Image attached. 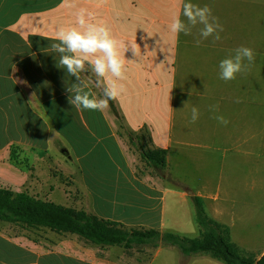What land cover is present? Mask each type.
<instances>
[{"label": "crops", "instance_id": "obj_1", "mask_svg": "<svg viewBox=\"0 0 264 264\" xmlns=\"http://www.w3.org/2000/svg\"><path fill=\"white\" fill-rule=\"evenodd\" d=\"M182 2L69 0L71 8L64 11L69 5L65 0H0V172L10 160V149L14 156L16 151L23 153L29 173L23 177L21 191L38 195L28 157L31 152L46 153L51 132L62 139L50 126L55 118L75 109L81 118L100 119L95 121L100 127L89 125L90 129L85 123L82 127L96 143L107 142L116 152L109 203L92 193L84 171L78 172L89 198L88 211L129 228L163 233L159 202L168 191L144 176L136 178L121 148L126 137L120 133L146 127L152 145L166 152L165 170L150 176L165 180L172 174L180 181L183 168L188 181L198 183L191 193L201 200L206 215L228 229L231 242L251 257L252 264H264V0H191L200 7L209 6L224 29L220 41L210 37L198 47L199 26L191 35L173 37L169 31L173 18L182 11ZM59 7L75 19V27L76 14L85 10L91 22H102L114 39L128 47L126 79L120 81L125 91L116 100L120 115L109 104L116 127L104 110H77L68 103L65 85L74 78L58 68L59 57L48 48L56 42L52 28L61 21ZM240 46L251 48L255 60L234 80L224 82L219 78V63ZM87 73L95 79L90 70ZM85 74H81L88 83L85 90L95 97L90 87L95 85ZM211 105H218V111H209ZM194 106L200 116L192 123ZM215 116L229 123L224 126ZM187 191L185 187L182 194L172 193L185 200L190 197ZM131 195L143 204L129 202ZM39 231L3 226L0 264H131L123 263L118 247L104 249L102 253L110 252L104 257L91 258L83 254V243L75 247L63 236L54 240L44 233L38 236ZM57 243L63 244L61 251L54 247ZM146 264L221 263L207 256L184 257L159 246Z\"/></svg>", "mask_w": 264, "mask_h": 264}, {"label": "rangeland", "instance_id": "obj_2", "mask_svg": "<svg viewBox=\"0 0 264 264\" xmlns=\"http://www.w3.org/2000/svg\"><path fill=\"white\" fill-rule=\"evenodd\" d=\"M55 7L56 6L53 8ZM59 8L61 21L59 20L55 27L52 28L54 34L62 27H75V19H72L70 15L66 16V13L63 14L61 7ZM70 8L71 6L66 5L64 11H68ZM43 19L45 18H42V20ZM262 88L264 89V86ZM96 94L98 97L99 95L102 97V93L99 89H97ZM111 105L115 107L117 114L120 115V103L115 100L112 101ZM112 110H114V108H112ZM104 111L108 118H110L111 122L115 125L114 127L118 126L117 119L113 117L115 113L111 111V108L108 107ZM82 118L75 109H72L71 112L69 111L65 113L61 118H55V122L52 123L53 127L50 126V129L51 131L57 130L62 136V139H60L57 134L51 132L49 149L46 153L40 155L38 151L36 153L31 152L28 159L32 167V172L30 171V173L37 181L35 191L42 199H49L57 204L67 207H78L79 205H82L88 210L89 198L83 192L78 172L82 173L83 170L87 178L88 188L92 193L105 197L107 201L106 203H109L113 198L110 177L115 173L112 162L116 160L114 158L116 152L110 148L107 142H104L103 144L96 143L90 133L82 127L83 123H85L87 127H90L89 125L100 127L95 124V121L100 122V119H85L84 115ZM123 151L125 155H128L126 148ZM16 155L17 158L14 161H5L6 165L4 166V170L3 172H0V188L9 189L13 192H20L22 190L21 185L23 177L25 176V173L28 174L29 172L24 166L27 161L26 156L23 153H18V151H16ZM129 156V168L132 171V165H140L141 163L136 154H130ZM117 162L119 166L124 168L119 161ZM179 172L182 181H176L172 174L170 177L165 178V180H156L157 177H152L150 174L144 175V178L168 191L167 194L164 195L163 202H159V206L160 204L163 205V233H170L179 237L194 239L198 237V228L194 221V205L189 198L184 200L179 197V195L173 194L172 192L175 191L182 194L185 187L191 192L192 188H195L198 183L189 182L188 177L183 175V168H181ZM59 175L66 178V182L60 181ZM69 181L71 184H69ZM75 191H78V195H74ZM134 197L135 196L131 195L129 202L140 205L143 204L142 201L139 202L137 197ZM115 201H117L116 203H119V200L116 199ZM105 208L109 210L108 205H105ZM178 220L181 225L178 224ZM43 233L54 238V240L61 236L49 230L39 231L37 235L41 236ZM62 236L69 241L70 245L75 247H79V245L83 243L75 236ZM82 245L86 247L83 254L87 257L99 259L104 257V255L106 256L110 254V252L102 253L104 249L101 250L97 247L95 248L85 244ZM54 247L59 251L62 250L61 248H64L62 243L54 244ZM76 250L81 253L78 248H76ZM152 252L153 251L147 247L144 249L143 254H134L131 258L122 254L123 258L121 257V259L123 263L131 262V264H145Z\"/></svg>", "mask_w": 264, "mask_h": 264}, {"label": "trees", "instance_id": "obj_3", "mask_svg": "<svg viewBox=\"0 0 264 264\" xmlns=\"http://www.w3.org/2000/svg\"><path fill=\"white\" fill-rule=\"evenodd\" d=\"M85 75L89 80L90 74L86 72ZM90 87L94 96L101 98L100 95L97 96L95 87ZM122 126L120 124V127ZM119 135L126 137V142L121 144L122 150L126 148L128 151L126 156L130 158V154H136L141 163L131 167L136 178L141 179L145 174L165 170L166 152L152 145L146 127L137 132L124 130V133ZM13 153V149H10V160L17 158ZM59 180L66 182L67 179L59 175ZM74 195H78V191H75ZM188 198L194 205V221L198 228V237L194 239L160 233L156 229L129 228L98 218L82 205L67 207L49 199H42L26 190L13 192L5 188H0V230L3 226L9 230L12 227L23 231L45 229L61 236H75L83 244L101 250L118 247L128 258L134 254H143L147 247L153 254L159 246H163L177 251L184 257L207 256L221 264H252L251 257L231 242L228 229L206 215L201 200L192 196Z\"/></svg>", "mask_w": 264, "mask_h": 264}, {"label": "clouds", "instance_id": "obj_4", "mask_svg": "<svg viewBox=\"0 0 264 264\" xmlns=\"http://www.w3.org/2000/svg\"><path fill=\"white\" fill-rule=\"evenodd\" d=\"M65 3L69 4V0H65ZM181 15L184 20L180 18ZM76 25L58 29L54 37L56 42L51 43L48 48L50 52L58 55V68L63 69L66 76L74 78L70 84L65 85V92L69 94V105L77 110L103 111L109 107L110 101L117 100L125 91L120 81L126 79L124 54L128 47L123 41L114 39L102 22H91L90 14H86L83 9L76 14ZM197 26V47L210 37L213 42L221 40L220 33L224 29L212 15L211 8L207 5L200 7L191 0H183L181 13L177 14L169 25L170 33L173 37H178L181 33L191 35ZM254 60L255 55L251 48H236L234 55L220 61L219 78L224 82L234 80L237 74L246 71ZM89 70L95 77L94 80L89 77V82L102 90V97L99 99L92 97L85 90L88 83L82 79L81 74ZM218 108V105H211L209 111L216 112ZM199 116V109L192 107L191 122L195 123ZM214 118L224 126L229 123L223 116Z\"/></svg>", "mask_w": 264, "mask_h": 264}, {"label": "water", "instance_id": "obj_5", "mask_svg": "<svg viewBox=\"0 0 264 264\" xmlns=\"http://www.w3.org/2000/svg\"><path fill=\"white\" fill-rule=\"evenodd\" d=\"M186 194H187L188 196H192V193H191L190 191H187Z\"/></svg>", "mask_w": 264, "mask_h": 264}]
</instances>
